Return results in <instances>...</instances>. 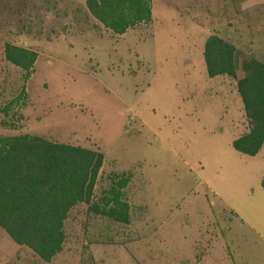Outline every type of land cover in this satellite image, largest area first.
I'll return each instance as SVG.
<instances>
[{
  "label": "rangeland",
  "instance_id": "374dc122",
  "mask_svg": "<svg viewBox=\"0 0 264 264\" xmlns=\"http://www.w3.org/2000/svg\"><path fill=\"white\" fill-rule=\"evenodd\" d=\"M84 1L0 0V108L19 97L0 135L100 151L91 201L110 174H129L128 223L78 203L48 263L0 228V264H264V143L253 156L231 147L242 104L202 59L215 34L235 48L236 77L245 59L264 64V0H150V22L121 35ZM6 42L38 55L26 80Z\"/></svg>",
  "mask_w": 264,
  "mask_h": 264
},
{
  "label": "trees",
  "instance_id": "16d2710c",
  "mask_svg": "<svg viewBox=\"0 0 264 264\" xmlns=\"http://www.w3.org/2000/svg\"><path fill=\"white\" fill-rule=\"evenodd\" d=\"M84 4L90 16L115 35L151 20L150 0H85ZM2 52L5 61L23 71L24 80L29 78L36 52L7 42ZM202 59L208 77L227 75L235 80L247 131L234 138L231 147L255 155L264 143V64L252 57L243 60V75L237 78L235 48L215 34L204 40ZM18 100L13 98L0 111L6 113ZM102 161L100 151L79 145L27 133L0 135V228L12 242L48 263L61 251L63 221L78 203L95 215L127 224L129 206L122 189L129 174H110L108 188L98 201H91ZM260 185L264 191V176Z\"/></svg>",
  "mask_w": 264,
  "mask_h": 264
},
{
  "label": "crops",
  "instance_id": "0c3cea01",
  "mask_svg": "<svg viewBox=\"0 0 264 264\" xmlns=\"http://www.w3.org/2000/svg\"><path fill=\"white\" fill-rule=\"evenodd\" d=\"M14 45V44H13ZM17 46V45H16ZM24 48H26V47H24ZM27 49H29V48H27ZM31 50V49H30ZM35 52V51H34ZM37 56L38 55H36V58H37ZM35 58V59H36ZM34 64V63H33ZM235 74H236V76H237V67H235ZM216 76H218V75H216ZM241 77V76H240ZM237 78H239V77H237ZM229 79H231V77H226V80H225V82H227L228 84L230 83L229 81ZM229 80V81H228ZM231 81H232V83H233V85H235V80H232L231 79ZM230 85V84H229ZM233 85H231L232 87H233ZM246 121V120H245ZM141 122V121H140ZM142 124V123H141ZM245 130H244V132H246L247 131V128H244ZM243 132V133H244ZM241 135V134H240ZM262 146V145H261ZM261 148V147H260ZM239 153V152H238ZM249 156V155H248ZM103 164H104V161H102V165H101V168L103 167ZM100 168V169H101ZM126 171V170H125ZM123 171H121V172H119V173H122ZM117 174H118V172H116ZM128 184V183H127ZM127 186V185H126Z\"/></svg>",
  "mask_w": 264,
  "mask_h": 264
}]
</instances>
